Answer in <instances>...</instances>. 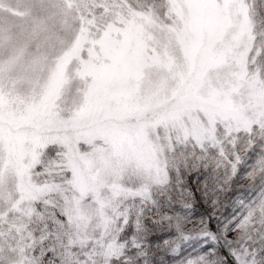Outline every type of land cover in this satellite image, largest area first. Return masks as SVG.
<instances>
[{"label":"snow or ice","instance_id":"1","mask_svg":"<svg viewBox=\"0 0 264 264\" xmlns=\"http://www.w3.org/2000/svg\"><path fill=\"white\" fill-rule=\"evenodd\" d=\"M0 264H264V0H0Z\"/></svg>","mask_w":264,"mask_h":264},{"label":"rangeland","instance_id":"2","mask_svg":"<svg viewBox=\"0 0 264 264\" xmlns=\"http://www.w3.org/2000/svg\"><path fill=\"white\" fill-rule=\"evenodd\" d=\"M241 183H246V182H241Z\"/></svg>","mask_w":264,"mask_h":264}]
</instances>
